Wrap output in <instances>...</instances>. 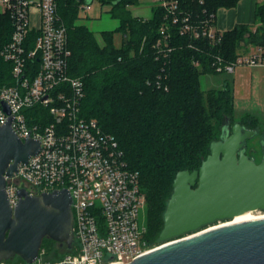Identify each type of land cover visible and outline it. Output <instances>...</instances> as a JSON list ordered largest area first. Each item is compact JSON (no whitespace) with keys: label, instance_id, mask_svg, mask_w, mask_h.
<instances>
[{"label":"built area","instance_id":"obj_1","mask_svg":"<svg viewBox=\"0 0 264 264\" xmlns=\"http://www.w3.org/2000/svg\"><path fill=\"white\" fill-rule=\"evenodd\" d=\"M156 3L165 9L166 21L154 49L165 64L173 49L171 26L214 46L221 41L215 13L195 16L181 0ZM58 8V0H0V37L5 38L0 55L10 65L6 82L0 81V123L15 114L12 127L18 136L41 141L39 152L6 178L10 203H18L23 187L35 195L68 188L73 198L72 248L49 260L41 247L38 257L26 264L129 263L157 247L148 242L147 228L139 221L140 209L146 206L140 173L130 167L116 136L82 114L84 84L70 73L72 50ZM257 62L256 54L226 61L214 53L211 59L216 73Z\"/></svg>","mask_w":264,"mask_h":264},{"label":"trees","instance_id":"obj_2","mask_svg":"<svg viewBox=\"0 0 264 264\" xmlns=\"http://www.w3.org/2000/svg\"><path fill=\"white\" fill-rule=\"evenodd\" d=\"M138 1L101 0L103 5H111L112 16L121 22L118 30L122 29L127 36L120 46L114 43L113 30L102 32V44L90 27L75 23L84 0H58V10L67 26L72 50L70 73L84 84L82 114L97 119L105 131L114 134L130 167L139 171L146 196V239L152 245L159 240L164 227V212L177 172L200 167L210 153L211 142L220 138L228 120L231 127L240 122L258 128L259 140L264 141V120L250 113L236 117L228 85L204 89L200 80L203 74L216 73L211 65L214 53L233 61L241 48L264 46V0L257 4L254 25L239 24L223 31L215 46L207 40L182 35L177 27L171 26L173 49L166 64L156 58L154 49L159 28L166 21L165 9L156 6L151 18H136L128 6ZM238 1L181 0V3L193 15L205 16ZM4 42L5 38L0 37V48ZM195 60L201 64L197 66ZM9 66L0 55L1 82H6ZM159 76L161 86L157 83ZM260 147L264 155V144ZM247 152L255 157L257 149L252 147ZM54 244L56 241L50 238L43 241L48 258L58 251Z\"/></svg>","mask_w":264,"mask_h":264},{"label":"water","instance_id":"obj_3","mask_svg":"<svg viewBox=\"0 0 264 264\" xmlns=\"http://www.w3.org/2000/svg\"><path fill=\"white\" fill-rule=\"evenodd\" d=\"M84 1L91 5L94 0ZM14 116L0 123V263L16 255L32 263L45 238L72 248L73 198L68 188L35 195L23 187L18 203L11 205L6 178L41 149L39 139L18 136ZM258 135V128L240 122L231 127L228 120L200 167L177 172L162 244L124 264H264V217L208 229L217 221L264 210V156L257 162L247 152L248 141Z\"/></svg>","mask_w":264,"mask_h":264},{"label":"crops","instance_id":"obj_4","mask_svg":"<svg viewBox=\"0 0 264 264\" xmlns=\"http://www.w3.org/2000/svg\"><path fill=\"white\" fill-rule=\"evenodd\" d=\"M257 4L258 0H239L234 6L220 7L216 13V29L227 31L239 24L254 25ZM246 50L248 51L247 55H258V62L253 65L241 64L231 73H220V75L211 77L209 82L213 86L207 89L223 88L228 85L233 94L236 117L250 113L263 121L264 46H249Z\"/></svg>","mask_w":264,"mask_h":264},{"label":"rangeland","instance_id":"obj_5","mask_svg":"<svg viewBox=\"0 0 264 264\" xmlns=\"http://www.w3.org/2000/svg\"><path fill=\"white\" fill-rule=\"evenodd\" d=\"M260 1L261 0H258V2ZM156 6H157L156 0H139L137 3L130 4L128 6V9L131 11L132 15L136 18L141 17V18L149 19L153 16V9ZM110 10H111V5L110 4L103 5L101 0H94L93 3L90 5V7H87L84 4H82L79 12L80 18H78L75 21V23L77 25L85 24L88 27H90L95 32L97 38L102 44L104 43L102 32L104 30H113L114 43L116 46H120L123 42V37L127 38V36L124 35V31L122 29L118 30L119 26L121 25V22L118 18L112 16ZM248 48L249 46L246 48H241L239 50L240 54L247 55L246 53L248 51L246 49ZM217 75H220V73L203 74L201 78L202 88H206V89L211 88V86L213 85H211L212 83H210L209 80L211 77H215ZM260 144L261 143L258 136L249 140V146H248L249 151L252 147L257 149V153L255 154V158L257 162H260L262 160V157L264 156L261 151ZM253 212L259 214V213H264V210H256ZM139 221L141 225L147 226L146 207H142L140 209ZM220 222L222 223L225 221H217L214 225L221 224ZM56 243L57 244H54L55 246L54 248L58 250L57 253L55 255H52L53 257L50 258H48V254H46V257L49 260H56L60 258L67 250L65 246L60 245L58 242ZM160 244H162V242L158 240L157 242L152 244V246L155 247V246H159ZM43 248H45L47 253L48 251L47 247H43ZM0 264H26V261L22 257L16 255L8 260H3L2 263Z\"/></svg>","mask_w":264,"mask_h":264},{"label":"bare ground","instance_id":"obj_6","mask_svg":"<svg viewBox=\"0 0 264 264\" xmlns=\"http://www.w3.org/2000/svg\"><path fill=\"white\" fill-rule=\"evenodd\" d=\"M260 217H264V213L256 214L253 211H248V212H246L244 214L236 216L235 218H233L231 220H227V221L222 222V223L220 222L221 224H216V225L213 224L210 227H208V229L216 227L218 225H224V224H229V223H234V222H241V221H246V220L260 218Z\"/></svg>","mask_w":264,"mask_h":264}]
</instances>
